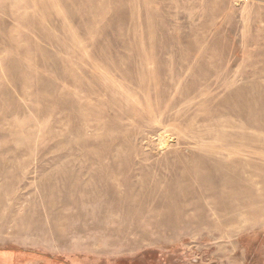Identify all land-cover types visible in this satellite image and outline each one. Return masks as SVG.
I'll use <instances>...</instances> for the list:
<instances>
[{
    "label": "rangeland",
    "instance_id": "1",
    "mask_svg": "<svg viewBox=\"0 0 264 264\" xmlns=\"http://www.w3.org/2000/svg\"><path fill=\"white\" fill-rule=\"evenodd\" d=\"M219 151L264 158V0H0V264H264Z\"/></svg>",
    "mask_w": 264,
    "mask_h": 264
},
{
    "label": "bare ground",
    "instance_id": "2",
    "mask_svg": "<svg viewBox=\"0 0 264 264\" xmlns=\"http://www.w3.org/2000/svg\"><path fill=\"white\" fill-rule=\"evenodd\" d=\"M259 121L260 119L257 120V122ZM234 148H232V150ZM257 151L253 153L251 152L253 154V159L255 160L252 161V163L246 162L238 157H231L227 155H225L224 157L223 156L224 153H222L223 151L222 152L219 151V153H217L218 156L216 157H218L219 160H217L216 163L218 164V168L220 167L223 169V171L215 177V179H217L218 186L215 187L216 189L213 190L212 194L209 195L203 194V196L201 195L202 197L215 198V201L211 202V208L216 213L228 212L229 214H233L247 205H253L259 203L264 198V164H263L264 158L260 155L261 153ZM261 152L263 151L261 150ZM248 167H251V169L248 170ZM209 168H211V166ZM214 169H215V165L213 167V171ZM211 188H213V186ZM169 200L170 199H168V201Z\"/></svg>",
    "mask_w": 264,
    "mask_h": 264
}]
</instances>
